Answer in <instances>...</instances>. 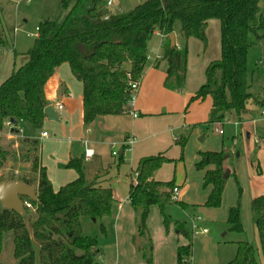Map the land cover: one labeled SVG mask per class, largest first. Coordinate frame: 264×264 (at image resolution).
I'll use <instances>...</instances> for the list:
<instances>
[{"label":"trees","instance_id":"16d2710c","mask_svg":"<svg viewBox=\"0 0 264 264\" xmlns=\"http://www.w3.org/2000/svg\"><path fill=\"white\" fill-rule=\"evenodd\" d=\"M107 1L61 0L63 19L39 25L33 46L25 54L27 61L0 85V133L11 120L16 122L11 129L14 134L19 132L20 122L42 129L46 120L44 110L49 105L46 85L65 64L82 84L85 127L106 116L128 115L130 85L142 81L149 44L156 34L165 37L162 55L156 60V64L164 60L168 65L164 88L182 91L187 78L188 41L196 39L206 45L207 28L212 20L220 23L221 57L206 68L205 82L190 98L187 109L211 98V124L221 123L228 116L240 119L251 103L264 109V100L250 91L254 71L250 73L248 68L250 50L264 42V0H141L132 10L118 14L110 12ZM2 15L0 5V48L8 45ZM172 34L180 37V46L177 43L172 46L169 39ZM186 141L180 138L177 142L183 149ZM19 145V151L24 152L21 161L31 165L34 177L18 181L33 187L38 201L24 198L31 206L25 207L24 215L5 208L0 210V256L5 235L12 233L15 264H94L99 253V236L89 232L98 228L100 234L107 235L114 225L118 202L112 189L88 181L82 156L61 166L74 170L78 177L56 191L41 163L39 143L23 139ZM123 154L124 149L117 156L119 164L124 162ZM13 156L0 145V172ZM199 157L197 169L205 171L204 187L212 188L205 205L218 208L231 175L224 177L228 155L223 151L199 153ZM171 162L164 154L141 159L128 191L140 239L137 252L147 264H153L154 247L147 224L151 208H159L168 232L171 223L165 209L178 203L172 200L174 181L154 179ZM209 167L214 170H208ZM30 210L34 213L31 229L26 222ZM251 210L264 255V196L252 201ZM240 213L237 203L228 217L230 230L237 234H243ZM175 230L190 238L191 232L183 224L176 223ZM236 245L235 258L226 264H258L252 244L240 241ZM191 254L192 243L180 246L177 264H188Z\"/></svg>","mask_w":264,"mask_h":264},{"label":"rangeland","instance_id":"374dc122","mask_svg":"<svg viewBox=\"0 0 264 264\" xmlns=\"http://www.w3.org/2000/svg\"><path fill=\"white\" fill-rule=\"evenodd\" d=\"M140 1L113 0V5L108 8L113 14L126 13ZM0 5L3 8L5 39L8 40V45L0 48L1 85L14 69L23 66L27 61L25 54L33 46L38 35L39 25L47 20H62L65 13L62 10L61 0H0ZM209 40L211 48H213L215 40L212 38L211 32H209ZM161 41L160 35L157 34L150 41L149 58L145 71L152 69L157 56L162 55ZM207 46L208 42L204 48ZM260 46L264 47V42L250 50L248 68L250 73L253 70L257 72L259 69L255 81L253 79V83L251 82L250 91L264 100V49L259 48ZM259 60L262 61V65L257 63ZM195 63L196 59H193L182 91L168 92L164 98H155L156 100L150 103L147 111L157 110L163 114L161 117L153 118L156 125L154 127L151 125L140 126L143 117L138 120L136 133H133L135 136H131L140 141L146 139L141 141L144 150L137 151L134 147L131 151L125 152L124 160L127 165L121 168V176L129 174L132 169L135 170L140 159L156 156L169 150L166 156L171 158L172 162L165 164L158 175L163 179L173 180L176 185H184L183 192L178 198L179 202L172 203L165 209V214L171 223L168 232L159 208L156 206L151 208L147 224L154 247L153 264H177L178 235L175 231V224H183L190 231L195 218L199 219L201 229L207 230L208 233L195 237L190 234V238L184 235L180 236L181 243H192V254L188 264L229 263L235 258L236 243L240 241L252 244L256 249V262L264 264V255L261 251L251 210L252 201L257 197L264 196V117L259 111L254 114V117L252 116L254 122L240 124L237 122L240 119L228 116V124H211L209 123L211 98H207L202 103L191 104L187 109L194 90L199 88L204 81V72ZM165 64L162 63L161 68L165 67ZM137 96L138 93L136 98ZM148 99L149 97L146 96L141 98V101L148 104ZM246 111L242 116L247 113ZM119 118H121L119 119L120 129L131 132L132 115H121ZM65 125H67L65 122L62 124L48 122L43 125L41 130H38L30 124L20 122L18 135L21 138L35 139L40 136L41 132H46L52 137L51 140H41L40 142L43 147L44 164L51 169L55 154L60 155L59 153L65 152L69 141H75V134L70 132L69 127ZM158 125L160 127L157 128ZM219 130H222L224 135H221ZM3 132L5 135H0V145L12 152L14 159L10 158L1 170L0 180L14 179V181H18L20 178H33L31 165L21 161L24 152L19 151L20 145H16V142L20 144L23 139L12 137L7 127ZM176 138L187 139L183 149L180 145H176ZM116 141L118 143L120 138H117ZM96 149L103 153L104 164L113 165L110 175L114 179L118 169L114 165L119 163V159L112 156L111 148L108 146L101 145ZM223 151L229 156L224 164L226 169L223 168V170L224 172L230 171L231 175L225 187L221 206L209 208L205 204L210 190L204 187V171L197 169L199 153H220ZM15 172H18V175ZM50 175L54 178L53 171L50 172ZM135 179L136 175L132 172L130 177L125 176L120 182L112 184L115 195L122 205L120 208L116 207V219L107 235L100 234L98 228L89 232L91 235L98 234L99 236L100 251L94 258V264H115L118 253L116 243L119 244V253L123 256L122 261L118 264H147L143 255L137 252L139 244L136 225L131 206L127 203L129 202V184ZM55 187L59 188L56 185ZM237 203L240 204L243 234L232 232L228 223L229 211ZM3 208L0 203V210ZM29 214L26 217V222L28 228L31 229L34 213L30 210ZM131 228L135 230L134 236L130 235ZM142 246L145 247L146 243H143ZM34 248L38 251L37 245H34ZM13 253V234L8 233L4 238V250L0 256V264H15ZM99 254L103 255L102 259L99 258Z\"/></svg>","mask_w":264,"mask_h":264},{"label":"crops","instance_id":"0c3cea01","mask_svg":"<svg viewBox=\"0 0 264 264\" xmlns=\"http://www.w3.org/2000/svg\"><path fill=\"white\" fill-rule=\"evenodd\" d=\"M113 5V2H112ZM109 7V6H107ZM110 10V9H109ZM111 12V11H110ZM218 22V23H217ZM209 32L212 34V38L215 40L214 42V47L211 48L210 45V40H209ZM221 34H220V23L217 20H212L208 24L207 28V42L208 46L207 48H204V44H202L200 41L196 39H190L188 41V68H187V77L188 73H190L191 70V61L193 59H196L195 65L198 64L200 68L204 72V81L205 82V71L208 65L213 62L217 61L221 57ZM176 43L177 45L180 46L181 39L180 37L176 36ZM163 46V42L161 41V48ZM262 50L264 49L263 46H260ZM160 55V54H159ZM161 56V55H160ZM162 63H166L165 67L161 68ZM258 64L262 65V61H258ZM157 65V67H156ZM167 62L164 60H160L157 64L153 65L152 69H149L145 71L143 79L140 83V88L138 90V96L136 98V103L134 110L138 114L137 118H132V128L131 132L130 131H125L120 129L119 127V116H106L103 118H100L97 122L94 124L85 127L83 124V109H82V84L79 82H76L77 80L74 78V76L71 73L70 67L68 65H62L52 77L49 82L46 85V97L48 101V106H52L54 110L56 111V114L58 115V118L60 122L58 124L66 123V127H69L70 132L75 134V141H69V146L65 149V152L59 153L60 155L55 154V157H53V162L51 169L48 165L45 166L44 164V157H43V147L40 144L41 140H51L52 137L49 135L47 138H43L42 134L44 132L40 133V136L35 139H30V140H36L39 145H40V159L42 165L46 168L47 170V175L48 178L50 179L54 190H58L61 187L66 186L67 184L75 181L78 177L77 173L74 170H68V169H63L61 166L65 165L69 162L71 158H80L84 157V152H85V147H84V142L88 143V147L94 151V156L90 160H85V174L88 179V181H97L101 183L104 187L110 188L113 191V195L115 199L118 202V207L120 208L122 205V202L118 200V198L115 195V191L112 188V184L114 182H120L123 177H130V174L134 171H132L124 175L122 174L121 176V168L123 166H126L127 163L124 160L123 164H115L114 166H117V175L113 179L111 178V171L113 168L112 164H104L103 159H102V152L98 151L96 147L105 145L111 148V154L113 151H118L119 155H122L123 149H124V156L126 152V140L131 137V135H134L133 133H136L137 130V123L138 120H140V117H143L141 120V125H151L155 126V119L154 117H161L163 114L160 111H147L149 106L151 105L150 103L153 100H156L155 98H164L169 91L164 88V81L166 79V70H167ZM254 71V81L256 78V73L259 72V69L253 70ZM252 71V72H253ZM201 83V85L203 84ZM200 86V85H199ZM201 87V86H200ZM199 87V88H200ZM198 87L194 90L195 92L199 89ZM195 92L191 95V97L195 94ZM148 96V104L144 103L141 101V98H144ZM166 99V98H165ZM262 101V98H259ZM197 103H202V102H197ZM212 107V105H211ZM249 111H246L247 113L244 116H241L240 121H237L240 124L243 123H249V122H254L255 120L252 119V116L254 117V114L263 111V108L257 105L256 103H251L248 108ZM211 111V110H210ZM235 117V116H234ZM232 118V117H231ZM237 118V117H235ZM248 118V119H246ZM238 120V118H237ZM158 121V120H156ZM50 123L47 119L44 122V125L46 123ZM153 122V123H152ZM152 123V124H149ZM229 123V122H228ZM227 123V124H228ZM64 126V127H65ZM160 127L159 125L157 128ZM132 133V134H130ZM5 135V132H1L0 135ZM19 132L17 133H11L12 137H19ZM160 134V133H159ZM140 135V134H139ZM224 135V133L222 134ZM135 136V135H134ZM21 138V137H19ZM117 138H120V143L116 141ZM21 139H28V138H21ZM177 139V138H176ZM122 140V141H121ZM146 139H141L143 142ZM141 141L138 140L137 143L135 144V150L137 151H143L144 148L141 146ZM16 145L18 146L19 144L16 142ZM176 145H178V142L176 140ZM118 146V148H116ZM133 147V148H134ZM97 150V151H96ZM136 151V152H137ZM169 150L166 152L162 153L166 156ZM239 156V154H237ZM167 157V156H166ZM117 158V157H115ZM168 158V157H167ZM200 158V157H199ZM229 158V156H228ZM143 159V158H142ZM172 160L171 158H168ZM141 160V159H140ZM139 160V161H140ZM200 160V159H199ZM139 162L137 163L138 166ZM259 166V165H258ZM137 168V167H136ZM225 168V167H224ZM260 168V167H259ZM226 169V168H225ZM208 170H214V167H209ZM53 171L54 178L50 175V172ZM74 173H73V172ZM160 171V170H159ZM159 171L155 174L154 179L158 182H171L170 179H163L161 178L158 174ZM16 175H18V172H15ZM229 174L231 172L229 171ZM204 176H205V171H204ZM204 179V177H203ZM173 181V180H172ZM132 182V181H131ZM131 184V183H130ZM129 184V187H130ZM56 186L59 188L56 189ZM175 187H178L180 190V195L183 192L184 185H176ZM210 192L208 196L211 193L212 188L208 187ZM129 191V189H128ZM179 195V196H180ZM208 198V197H207ZM129 201V200H128ZM179 202V201H178ZM128 205L130 206V203L127 202ZM117 207V208H118ZM131 208V207H130ZM132 216L133 220L135 221V213L132 210ZM151 211V210H150ZM116 219V217H115ZM176 231V230H175ZM176 234L178 235V241H177V249L180 246H186L187 243H181L180 242V236L182 234L178 233L176 231ZM130 235L134 236L135 235V230L134 228H131L130 230ZM117 247V261L115 264L120 263L123 259L122 254H120V246L118 243H116ZM134 246L132 245V249ZM100 251V250H99ZM133 251V250H132ZM177 253V252H176ZM102 254H99V258L102 259Z\"/></svg>","mask_w":264,"mask_h":264},{"label":"water","instance_id":"95a60500","mask_svg":"<svg viewBox=\"0 0 264 264\" xmlns=\"http://www.w3.org/2000/svg\"><path fill=\"white\" fill-rule=\"evenodd\" d=\"M172 46L176 44V36L174 34L169 36ZM44 115L46 119L50 122L59 123L60 120L56 111L52 106H48L44 110ZM11 124H16L14 120H11ZM238 156V155H237ZM229 175V171L225 172L224 177L227 178ZM29 199L33 202L38 201V197L36 191L33 187L26 185L21 181H8V182H0V203L2 206L11 210L18 215H24L25 205L23 199ZM138 244L140 245V239L138 238Z\"/></svg>","mask_w":264,"mask_h":264},{"label":"built area","instance_id":"2783aa9c","mask_svg":"<svg viewBox=\"0 0 264 264\" xmlns=\"http://www.w3.org/2000/svg\"><path fill=\"white\" fill-rule=\"evenodd\" d=\"M112 2L113 0H108L107 1V6H111L112 5ZM161 39H165L164 36L160 35ZM160 59V55L157 56V59L158 60ZM140 83L141 82H133L131 83V99H130V102H129V107H130V113L129 115H132L133 118H137L138 117V114L136 113V111L134 110V107H135V103H136V94L138 93V90L140 88ZM262 115L264 117V109L262 111ZM229 122L228 120V117H226L221 123H218V125H224V124H227ZM5 127H7V129L11 132V129L13 128V124H11V122H7L5 124ZM220 134L222 135L224 132L222 130H219ZM49 135L48 133L44 132L42 134V137L43 138H47ZM177 141L179 140V138L176 139ZM137 138L134 137V136H131L129 137L127 140H126V151H131L133 149V147L135 146V144L137 143ZM84 147H85V152H84V159L85 160H90L93 156H94V151L92 149H90L88 147V143L87 142H84ZM119 154L117 151H113L112 152V156L113 157H117ZM179 195H180V190L178 187H175L173 189V196H172V200L174 202H178V198H179ZM24 205L25 207L27 208H31L30 204H28L27 202H24ZM190 232H191V235L193 237L195 236H200V235H205L208 233L207 230H203L201 229V226L199 224V219L198 218H195L192 222V226L190 228Z\"/></svg>","mask_w":264,"mask_h":264}]
</instances>
